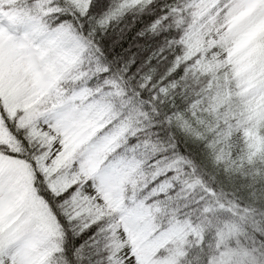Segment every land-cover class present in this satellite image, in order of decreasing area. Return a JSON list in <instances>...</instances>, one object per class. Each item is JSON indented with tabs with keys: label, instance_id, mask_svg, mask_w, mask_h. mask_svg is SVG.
I'll use <instances>...</instances> for the list:
<instances>
[{
	"label": "snow or ice",
	"instance_id": "1",
	"mask_svg": "<svg viewBox=\"0 0 264 264\" xmlns=\"http://www.w3.org/2000/svg\"><path fill=\"white\" fill-rule=\"evenodd\" d=\"M0 264H264V0H0Z\"/></svg>",
	"mask_w": 264,
	"mask_h": 264
}]
</instances>
